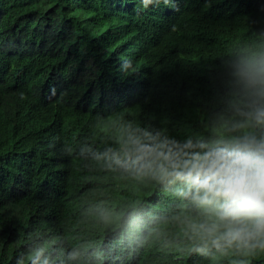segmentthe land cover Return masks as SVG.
<instances>
[{"label": "trees", "instance_id": "trees-1", "mask_svg": "<svg viewBox=\"0 0 264 264\" xmlns=\"http://www.w3.org/2000/svg\"><path fill=\"white\" fill-rule=\"evenodd\" d=\"M98 1L0 0V264L46 191L98 264H264V0H179L138 46Z\"/></svg>", "mask_w": 264, "mask_h": 264}, {"label": "clouds", "instance_id": "clouds-1", "mask_svg": "<svg viewBox=\"0 0 264 264\" xmlns=\"http://www.w3.org/2000/svg\"><path fill=\"white\" fill-rule=\"evenodd\" d=\"M98 2L104 10L100 11L101 13L95 12L96 14L105 17L120 16L128 22L126 26L130 28L131 37L127 42L135 46L144 42L146 38L145 25L147 23L156 24L157 14L167 11H179L181 8L179 0H99ZM91 26H88V23L85 24L86 29ZM120 43L121 40L118 44ZM5 54L6 51H0V56ZM9 62L11 61L8 58L3 59V62L1 61L0 70L3 69L0 73L9 70L7 68ZM142 64L145 66L144 59ZM122 68L126 72L131 66L124 63ZM120 105L122 104L115 101L106 103L108 109H115ZM53 200L51 191H46L38 206H32L27 211L29 216L24 219L27 233V241L23 249L24 257L17 264H30L27 254L33 248H36V254L32 257V260L34 264H41L49 247H51L50 264H98L102 262L93 250L95 243L74 244L73 241L68 240L67 234H75L76 238V231L72 227H65V223L56 217V206L54 207ZM49 223L51 224L50 227H48ZM43 239H46L45 244H42ZM113 244L108 243L107 248ZM121 258L123 257L116 256L114 261L118 262ZM57 259L59 260L57 261Z\"/></svg>", "mask_w": 264, "mask_h": 264}, {"label": "bare ground", "instance_id": "bare-ground-1", "mask_svg": "<svg viewBox=\"0 0 264 264\" xmlns=\"http://www.w3.org/2000/svg\"><path fill=\"white\" fill-rule=\"evenodd\" d=\"M182 4V3H181ZM178 12V10L177 11H174L173 12V14H176ZM172 13V12H171ZM1 60V59H0ZM2 61V60H1ZM3 62V61H2ZM142 66V65H141ZM142 67H139V69H141ZM2 69L3 68H1V70H0V72L2 71ZM140 71V70H139ZM145 72V71H144ZM146 73V72H145ZM145 73H143V75L145 74ZM139 74V73H138ZM141 74V73H140ZM140 76V75H139ZM55 85V84H54ZM53 88V85H50V90ZM53 93V92H52ZM131 94V93H130ZM52 95V94H51ZM52 97V96H51ZM46 102V101H45ZM60 112V111H59ZM66 113H67V111H66ZM65 116V115H64ZM54 133V132H53ZM56 136V135H55ZM53 139V138H52ZM51 140V139H50ZM51 226V225H50ZM49 226V224H48V227H50ZM117 240H115V239H113L112 240V242L111 243H115ZM106 247V244L105 245H103L102 247H101V249H103V248H105ZM112 249V248H111ZM110 249V250H111ZM100 252L101 251H98L96 254H97V256H99V257H101V258H104L105 256H103V255H100ZM110 252V251H109ZM108 252V253H109ZM44 264H50L51 263V247H49V248H47V251H46V254H45V261L43 262Z\"/></svg>", "mask_w": 264, "mask_h": 264}]
</instances>
